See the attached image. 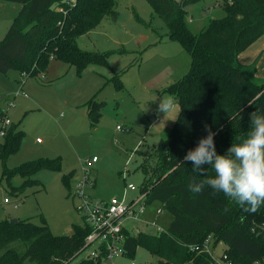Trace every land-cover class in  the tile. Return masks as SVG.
<instances>
[{"label": "trees", "instance_id": "1", "mask_svg": "<svg viewBox=\"0 0 264 264\" xmlns=\"http://www.w3.org/2000/svg\"><path fill=\"white\" fill-rule=\"evenodd\" d=\"M17 3L20 9L0 41V74L11 70L24 77L46 72L51 60L73 67L80 74L89 65L108 68L111 52L82 51L77 39L100 25L106 17L117 18L116 0H0ZM167 29V39L176 42L190 58L187 73L161 93L174 99L178 116L166 140L154 149L156 162L144 174L141 191L147 205L158 203L171 216L165 232L126 235L127 256L134 259L141 248L157 258L154 264H211L208 254L192 250L211 236L214 246L222 243L232 264H264V204L249 213L205 181L214 176L206 167L203 174L182 160L184 153L204 135L205 125L215 132L218 152L232 142L246 138L249 115L264 112V81L256 82V65L243 66L238 57L264 35V0H220V18L208 19L193 33L188 26L187 6L201 0H145ZM125 50H122L124 52ZM121 89L120 73L110 80ZM6 97H0L5 100ZM104 103L92 98L88 115L98 119ZM6 113L0 109V127ZM19 124L11 123L0 139L1 178L17 194L39 185L33 177L41 171L59 172L60 158L37 159L7 169L4 161L15 154L24 139ZM1 131V130H0ZM22 178L18 187L13 177ZM74 172L61 178L68 189ZM195 180L203 184L200 193L189 190ZM89 232L85 225H73L70 235L55 236L45 220L32 224L17 220L0 221V264H71ZM76 264H94L81 260Z\"/></svg>", "mask_w": 264, "mask_h": 264}, {"label": "rangeland", "instance_id": "2", "mask_svg": "<svg viewBox=\"0 0 264 264\" xmlns=\"http://www.w3.org/2000/svg\"><path fill=\"white\" fill-rule=\"evenodd\" d=\"M207 1L206 10L198 3L185 8L193 33H198L208 19L223 16L220 0ZM19 7L17 3L0 1V41ZM114 9L115 20L104 18L76 41L82 51L111 52L108 68L89 65L78 74L73 67L51 60L43 76L22 79L15 70L0 74V96L10 102L0 103V107L25 135L19 150L4 161V166L14 169L37 159L60 158L61 162L59 172L41 171L33 177L39 185L14 194L1 178L0 161V221L29 220L40 225L42 218L53 235H70L73 225H82L81 215L75 210L77 201L72 197L75 178L88 173L95 185L86 193L91 199L108 200L120 199L128 192L129 184L141 188L144 174L139 166H145L150 174L156 162L154 149L167 139L179 113L175 101L173 110L166 115L158 111L160 99L171 98L161 91L187 73L190 58L179 44L167 39L165 25L145 0H116ZM258 42H264V35ZM122 50L125 51L121 53ZM253 62L256 82L260 84L264 81V47ZM118 73L121 89L110 81ZM92 98L104 103L96 120L88 115L86 107ZM92 157H96L95 163ZM70 172L74 177L66 189L61 178ZM22 181L16 176L10 183L18 187ZM135 195L129 192L128 197ZM4 199L10 203H4ZM14 204L18 205L16 209ZM157 208L159 204L152 203L145 214V220L156 226L128 223L126 228H133V233L135 229L146 234L165 232L172 218L164 211L156 216ZM224 249L223 244H217L214 255ZM130 261L154 264L157 258L138 248L134 259H116L114 263Z\"/></svg>", "mask_w": 264, "mask_h": 264}, {"label": "built area", "instance_id": "3", "mask_svg": "<svg viewBox=\"0 0 264 264\" xmlns=\"http://www.w3.org/2000/svg\"><path fill=\"white\" fill-rule=\"evenodd\" d=\"M22 79L24 75H20ZM0 103H8V98L1 100ZM1 109V107H0ZM5 112L3 109H1ZM6 113V112H5ZM11 121L6 117L1 123L0 139L4 136V130L9 127ZM117 129H121L117 127ZM96 157L91 158L95 163ZM90 178L88 173H83L82 177L74 179V193L72 197L77 201L75 210L81 215L82 224L89 228V232L84 239L83 245L78 251L79 261L86 260L94 264H115L116 259H130L127 256L126 235L134 236L144 233L126 228L128 223H140L145 226H156L154 222L145 220L147 205V192L141 191L140 187L132 184L127 185V191L120 199L110 198L108 200L91 199L86 190L94 187L95 179ZM129 192H135L134 197H128ZM4 203H10L4 199ZM14 204V209L17 208ZM162 209L157 208L155 215H161ZM132 227V226H131ZM264 232V227L262 228ZM162 231H158L157 233ZM222 243H218L220 245ZM213 239L211 236L203 242L201 247L191 246L190 248L201 253H206L211 259V264H232L224 254V250L217 256L214 255ZM77 257V258H78ZM131 260V259H130ZM78 261V262H79ZM264 262V260L262 261ZM256 262L255 264H259ZM128 264H134L130 261Z\"/></svg>", "mask_w": 264, "mask_h": 264}, {"label": "clouds", "instance_id": "4", "mask_svg": "<svg viewBox=\"0 0 264 264\" xmlns=\"http://www.w3.org/2000/svg\"><path fill=\"white\" fill-rule=\"evenodd\" d=\"M173 108V99H160L159 112L166 115ZM249 125L246 138L232 142L223 153L216 149L215 132L205 125L206 135L184 153L182 160L202 174L206 167H210L214 176L205 183L233 200L244 211L255 213L264 204V112H252ZM188 188L193 193H200L203 184L192 180Z\"/></svg>", "mask_w": 264, "mask_h": 264}, {"label": "crops", "instance_id": "5", "mask_svg": "<svg viewBox=\"0 0 264 264\" xmlns=\"http://www.w3.org/2000/svg\"><path fill=\"white\" fill-rule=\"evenodd\" d=\"M206 1L207 0H201L198 3V4H203V6L205 7V10L209 8V3H208V1L207 2ZM19 9H20V7H19ZM205 12H208V11H205ZM261 41H263V40H261ZM258 43H261V44H258ZM263 47H264V42H258L257 41L251 47H249L245 52H243L242 54L239 55V57H238L239 63L243 66H247V65L251 64L252 60L256 57V55L259 54V51ZM258 67L260 68L261 66L259 65ZM67 69H70V68H67ZM46 72H47V70H46ZM46 72L44 74H46ZM40 76H43V74ZM0 97H2V96H0Z\"/></svg>", "mask_w": 264, "mask_h": 264}, {"label": "water", "instance_id": "6", "mask_svg": "<svg viewBox=\"0 0 264 264\" xmlns=\"http://www.w3.org/2000/svg\"><path fill=\"white\" fill-rule=\"evenodd\" d=\"M9 222H10L11 224H16V223H17V219H11Z\"/></svg>", "mask_w": 264, "mask_h": 264}]
</instances>
